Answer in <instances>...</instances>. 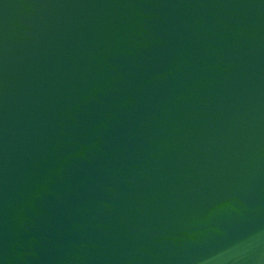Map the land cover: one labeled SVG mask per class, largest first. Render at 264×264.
I'll return each instance as SVG.
<instances>
[{
    "label": "water",
    "instance_id": "95a60500",
    "mask_svg": "<svg viewBox=\"0 0 264 264\" xmlns=\"http://www.w3.org/2000/svg\"><path fill=\"white\" fill-rule=\"evenodd\" d=\"M0 264H264V0H0Z\"/></svg>",
    "mask_w": 264,
    "mask_h": 264
}]
</instances>
